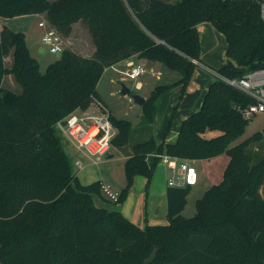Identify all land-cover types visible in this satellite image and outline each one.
I'll list each match as a JSON object with an SVG mask.
<instances>
[{
    "label": "trees",
    "instance_id": "trees-1",
    "mask_svg": "<svg viewBox=\"0 0 264 264\" xmlns=\"http://www.w3.org/2000/svg\"><path fill=\"white\" fill-rule=\"evenodd\" d=\"M45 14L64 37L86 23L91 57L65 48L43 73L23 32L3 26L0 34V264H264V133L238 144L249 120L241 112L251 101L215 80L199 111L186 118L174 142L148 135L163 96L173 86L185 92L200 60L197 26L212 23L227 39L228 78L264 68V23L258 5L247 0H0V17ZM13 63L7 67L6 58ZM138 58L162 63L182 77L152 90L143 104L149 136L131 146L126 184L115 204L123 205L137 177L149 187L160 159L230 158L219 184L196 201V213H182L192 186L168 187V223L141 228L109 202L101 182L82 185L71 167L55 124L97 99L105 71ZM14 74L22 91L4 87ZM113 147L125 148L133 126L111 116ZM172 119L169 122V132ZM210 132H218L209 137Z\"/></svg>",
    "mask_w": 264,
    "mask_h": 264
},
{
    "label": "rangeland",
    "instance_id": "rangeland-1",
    "mask_svg": "<svg viewBox=\"0 0 264 264\" xmlns=\"http://www.w3.org/2000/svg\"><path fill=\"white\" fill-rule=\"evenodd\" d=\"M50 1L53 2L55 0ZM165 1L175 2L177 0ZM41 19V16L35 14L13 18L0 17V34L3 26H7L14 31L23 32L26 36L32 55L37 58L41 67V72L44 73L50 63L61 57V53H50L48 47L42 43L41 45L39 40L35 42L36 45H33V30H36V34L39 33V30H43L39 27V21ZM200 25L202 26L198 29V36H206V38L209 39L207 46L205 48L201 47L200 62H204L215 70H219L228 61L227 39L212 23H202ZM202 36L199 37H201L203 44L205 45L207 39H204ZM35 38L38 39V36ZM62 38L64 49L71 47L86 55H90L95 49L87 25L83 21L76 23L70 36H62ZM134 61L140 62L144 66L146 65V72L140 78L131 80L117 72L113 67H109L97 86V91L100 96V99H97V101L103 103L111 113V116L115 119L128 120L133 126L130 142L125 148L121 150V148L112 147L110 154L108 155L109 157L106 156L103 160H100L98 164H94L92 160L78 151L73 144L63 136V134L58 132L63 149L70 159L72 170L77 174L82 185L101 182L103 185H109L114 193L120 194L126 184L125 156L127 155L128 149H130L132 145L144 141L151 134H154V131L152 130H150V132H148L149 130L144 131L145 126L142 123L143 107L135 104L130 95L122 94L123 86L129 88L133 94H138L143 98L148 99L152 90L157 86L172 85L182 77V74L179 71L170 69L162 63H156L150 68L149 62L145 59L136 58ZM12 63L13 58L10 55L6 58L7 67H11ZM115 68L126 71L129 67L127 64H121L119 67ZM204 68L205 67H202L201 65H196L194 73L184 93H182L180 86H173L163 96L158 109V123L161 118L165 121L166 126L165 130L160 132V134L157 136L154 134L159 143L166 140L168 135L173 134L175 129L180 131L183 118L188 113L185 108V103L201 100L200 107L198 108L199 110L201 109L209 84L216 80V77ZM139 83H142L140 88L138 87ZM4 87L16 93L22 91L21 85L18 83L14 74L5 77ZM100 111V108H98L95 102L90 104L89 108L86 110V112H94L97 114H100ZM171 119L172 123L167 134L168 125ZM156 128H158V124ZM147 132L149 136H147ZM258 132L264 133V113L258 114L249 120L244 135L236 142V144L245 141ZM217 134L218 132H210L208 136L213 137ZM229 160L230 158L228 155L223 154L210 160H202V163L197 162L194 164L198 172H203H200L198 185L195 184L196 186H192V191L188 197V203L182 213L186 218L195 215L196 201L202 198L206 190L222 181ZM174 176L175 174L172 170L168 169L167 175L165 176L166 180L170 177L173 178ZM138 178L142 179L143 177ZM141 189L142 187L140 185V190ZM130 192H133V195L131 198L129 197L127 207L136 201V195L134 192H138V190L132 188ZM260 193L264 198V185L260 188ZM94 202L97 206H105L109 210L121 209V204H115V202L111 201L105 202L97 196H94Z\"/></svg>",
    "mask_w": 264,
    "mask_h": 264
},
{
    "label": "built area",
    "instance_id": "built-area-1",
    "mask_svg": "<svg viewBox=\"0 0 264 264\" xmlns=\"http://www.w3.org/2000/svg\"><path fill=\"white\" fill-rule=\"evenodd\" d=\"M247 1L258 5L260 17L264 23V0ZM39 27L44 30L41 38L42 44L48 47L50 53H62L64 51L63 38L57 29L46 19H42ZM193 63L205 67L204 69L212 73L217 80H221L237 89L250 99L251 102L244 108L239 107L246 120H251L254 116L264 113V68L250 71L239 78H228L221 75L218 70L204 65L198 60H193ZM112 67L131 80L140 78L146 72V68L142 64L130 63L126 71L117 69L115 66ZM95 104L100 108V114L86 111L78 113L76 111L65 119L58 121L55 128L85 157L92 160L94 164H98L110 153L117 130L111 121V113L103 103L96 100ZM155 156L175 174L168 182L169 187L182 188L187 185L194 186L197 183L198 172L188 161H182L177 157L166 154ZM102 191L104 196L111 202L118 201L119 194L114 193L109 185L102 184Z\"/></svg>",
    "mask_w": 264,
    "mask_h": 264
},
{
    "label": "crops",
    "instance_id": "crops-1",
    "mask_svg": "<svg viewBox=\"0 0 264 264\" xmlns=\"http://www.w3.org/2000/svg\"><path fill=\"white\" fill-rule=\"evenodd\" d=\"M39 16H41L42 19L46 18L45 14H40ZM42 19L39 21V23L42 21ZM75 26H76V24L73 26V30H74ZM201 26L202 25L197 26V31H198L199 27H201ZM37 32H38V30H37ZM42 34H43V30H39L38 34H36V30H33V45H36L35 42L37 40H39L40 44L42 43V41H41ZM37 36H38V39L35 38ZM199 36H202V35H199ZM203 38L207 39L206 36H204ZM199 39H200V43L202 45L201 47L205 48L207 46L209 39H207V41H205V45L203 44V40L201 39V37H199ZM28 46H29V44H28ZM67 48H69V49H71V50H73V51H75V52H77L80 55L85 56V57H91L95 52V49L93 48L94 50L92 51V53L90 55H86V54L80 53L79 51H77V49H74L71 47H67ZM135 59L136 58H133V59L121 62L120 64H117L114 66L119 67V65H121V64H127L128 65L130 63L142 64L140 62L134 61ZM202 63L204 65H206L204 62H202ZM149 64H150L149 65L150 68H152L156 63L149 62ZM206 66H208V65H206ZM213 82L214 81H212L209 84V86L206 90V93H207L210 85ZM141 86H142V83H139L138 87L140 88ZM181 89H182V87H181ZM206 93H205V95H206ZM99 99H100V96H99ZM200 103H201V100H196V101H192V102L190 101L189 103H185L186 104L185 108L187 109L188 113L184 116L183 121L186 118H188L191 114L199 111L198 108L200 107ZM159 106H160V104H159ZM159 106H158V109H159ZM158 109H157V113H156L155 120L153 123V129H154L153 131H154V134L156 136L158 134H160V132L164 131L165 126H166L165 121L162 120L161 118L159 119L160 121L158 123V118H159ZM77 112L80 113L79 111H77ZM157 124H158V128H156ZM181 126H182V124H181ZM179 133H180V131L175 129L173 134L168 135V137L166 138V141L167 142L176 141ZM108 155H107V157H109ZM188 162L191 166L195 167L194 164H196L197 162L202 163V160H189ZM168 169H169V167L167 165L160 162L157 166V169L155 171L153 179H152L148 188H146L147 179L144 177L142 179H139L137 177L135 185L133 187V189L138 190V192H134V194L136 195V201H134L133 204H131L129 207H127L128 206V199H129V197L131 198L133 195V192H130L125 203L120 206L121 209H117V210L120 211L124 216L126 215V217L128 219H130L131 221H133L135 224L139 225L140 227H145L146 225H160V224L165 225V224H167L168 223V219H167V211H168L167 190L169 187L168 182L171 179V177L168 178L167 180L165 178V176L167 175ZM200 172H198V181H197L196 185H198L199 180H200ZM139 177H141V176H139ZM140 185L142 187L141 190H140ZM102 207H105V206H102Z\"/></svg>",
    "mask_w": 264,
    "mask_h": 264
},
{
    "label": "water",
    "instance_id": "water-1",
    "mask_svg": "<svg viewBox=\"0 0 264 264\" xmlns=\"http://www.w3.org/2000/svg\"><path fill=\"white\" fill-rule=\"evenodd\" d=\"M122 94L123 95H130L132 100L134 101L135 104L139 105V106H143V104L145 103L146 99L143 98L142 96L138 95V94H133L131 92V90L125 86H123L122 89ZM137 225V224H136ZM139 226V225H138ZM140 227V226H139ZM141 228H145V227H141ZM152 262V260H148L146 262V264H150Z\"/></svg>",
    "mask_w": 264,
    "mask_h": 264
}]
</instances>
